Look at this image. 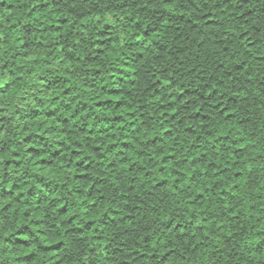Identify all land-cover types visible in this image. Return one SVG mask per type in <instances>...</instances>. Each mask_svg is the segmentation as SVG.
<instances>
[{
    "label": "trees",
    "instance_id": "trees-1",
    "mask_svg": "<svg viewBox=\"0 0 264 264\" xmlns=\"http://www.w3.org/2000/svg\"><path fill=\"white\" fill-rule=\"evenodd\" d=\"M0 264H264V0H0Z\"/></svg>",
    "mask_w": 264,
    "mask_h": 264
}]
</instances>
